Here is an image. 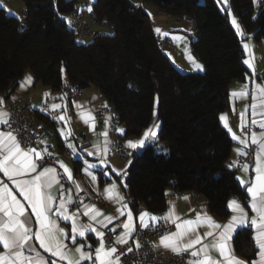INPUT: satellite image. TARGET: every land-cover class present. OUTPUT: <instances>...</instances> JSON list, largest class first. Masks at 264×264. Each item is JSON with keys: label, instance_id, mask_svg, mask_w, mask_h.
I'll use <instances>...</instances> for the list:
<instances>
[{"label": "trees", "instance_id": "16d2710c", "mask_svg": "<svg viewBox=\"0 0 264 264\" xmlns=\"http://www.w3.org/2000/svg\"><path fill=\"white\" fill-rule=\"evenodd\" d=\"M147 1L169 16L196 21L191 51L204 63L203 73L182 72L171 62L159 46L151 17L131 0H94L96 19L113 29L84 42H77L67 25L77 0H22L25 19L0 5V91L9 97L31 71L54 92L68 85L98 88L126 125L125 138L140 136L157 119V143L134 152L126 176L117 178L134 213L143 208L163 213L169 191L193 192L205 196L211 212L225 219L232 197L245 204L249 199L237 171L229 167L234 141L220 120L232 82L248 72L242 62L244 38L231 19L234 15L261 40L264 5L229 0L223 10L217 0ZM36 119L52 123L45 114ZM159 143L166 153L158 152ZM252 235L245 228L233 238L235 252L250 264L258 251Z\"/></svg>", "mask_w": 264, "mask_h": 264}, {"label": "snow or ice", "instance_id": "6c2138e0", "mask_svg": "<svg viewBox=\"0 0 264 264\" xmlns=\"http://www.w3.org/2000/svg\"><path fill=\"white\" fill-rule=\"evenodd\" d=\"M217 2L219 3L220 0ZM223 3L227 4V0H223ZM88 11L92 9L88 8ZM228 11L231 15L230 9ZM231 24L236 28L237 34L244 35L234 16ZM155 31L160 33L161 29L157 28ZM243 49L250 52V45L244 43ZM188 58L195 69L202 70L203 66L197 63L191 55ZM242 62L248 68L253 69V76H255L254 66L250 59H244ZM32 79L30 75L26 76L21 82V87L31 84ZM248 94V85L245 84L241 91H234L231 96L246 98ZM60 99L63 100L64 97L61 96ZM252 99L254 103L251 106V126L259 127L261 131L258 134L252 131L250 141L247 134L242 139L232 132L226 115H222L220 120L223 121V127L232 135V138L243 146L236 149L238 155L246 156L248 154L246 149L250 144L256 146L252 168L254 175L248 180L237 177L239 184L244 186V191L250 197L247 203L254 215L249 217L245 208L235 199L227 204L233 215L226 223L216 222L206 212H198L192 220H181L172 202H169V210L162 217L146 211L138 213L137 221L142 228H148L150 224L156 225L159 221L170 222L175 226L176 231L161 235L157 247H163L178 255L188 252L190 259L187 264H245L244 261L235 257L230 243L237 228L241 230L247 228L253 234L252 239L258 251L256 259L251 264H264V111L259 114L260 119H257L255 103L259 99L261 107L264 108V84L255 85ZM3 105L4 99L0 97V173L14 185L16 191L14 192L8 183L0 181V264H58V262L59 264H120L124 253L117 255V246L125 245L133 238L136 223L132 210L124 203V197L119 194L117 185L111 183L105 188L107 199L120 205L115 215H105L95 204L85 203L83 198L74 199L73 189H65L57 168L49 164L54 154L49 152L47 142L39 138L33 140L31 136L20 137L22 130L12 128L10 114L4 110ZM61 107L59 103H51L48 108L40 110L55 111ZM63 107L66 109L67 106L63 105ZM76 107L81 108L82 106L77 104ZM78 115L85 124L95 119L90 110L87 113L79 112ZM51 118L54 121L63 122L65 126L70 122L66 111ZM245 124L244 116L241 114L242 129ZM90 128L94 132L95 124L91 123ZM158 128L159 124H153L139 140L126 141V146L132 150H139L155 144ZM117 130L123 134V129ZM58 131L66 142L72 137L70 129L67 132L64 128ZM100 135L104 139L102 143L98 142L93 145L95 151L89 149H83V151L89 156L99 155L100 164L104 165V157L108 154L110 142L107 131ZM21 139L25 141L23 146ZM66 146L72 150L74 155H79L73 143H67ZM56 163L66 174L65 178L74 185L76 193L84 191L81 185L73 179L71 170L58 158ZM236 166L237 162L229 165V167ZM95 167V164H87V167L83 169L93 184L97 177L91 169ZM240 167L245 174L249 172L248 163ZM123 172L124 170H119L118 174H123ZM18 196L26 202L27 208L25 203L17 198ZM81 217H87V222H83ZM121 217H126V219L109 229V232L115 235L112 244L106 247L104 229H108L110 224ZM61 223H64L65 227H61ZM201 227L205 229L203 235L198 231ZM117 228L121 229L118 234ZM89 235L98 241L96 247L87 243ZM208 237L212 238L211 241L204 243ZM78 238L85 240V243L77 245ZM69 243L75 245L74 249L69 248ZM135 246L139 249L138 241ZM86 248L87 251H85ZM41 250L48 255L42 254ZM132 250L128 248L127 252ZM213 251L218 253V256H212Z\"/></svg>", "mask_w": 264, "mask_h": 264}, {"label": "crops", "instance_id": "0c3cea01", "mask_svg": "<svg viewBox=\"0 0 264 264\" xmlns=\"http://www.w3.org/2000/svg\"><path fill=\"white\" fill-rule=\"evenodd\" d=\"M131 1L136 5L141 6L149 14L155 29L157 28L161 29L160 33L156 32L159 41L160 40L166 41V44L161 46V49L163 50L164 53L167 54L171 62L179 70H181L182 72H202L204 70L205 68L204 63L201 60H199V58L195 56L191 51V42L198 36L197 24H193L191 20L186 18L169 16L163 13L156 5L149 3L147 0H131ZM229 3L230 1L228 0V5L225 6L228 7ZM0 5L5 7L10 14L16 16L20 14L22 15L23 19H25L26 9L22 0H0ZM233 16L234 15H232V17ZM92 25L93 28L96 30L102 29L99 25L95 23H92ZM241 37L244 38V43L250 45V52L245 51L246 54L245 59H250V61L253 63L255 76H253V69H250L248 68L247 65H245L248 70L247 76L244 79H237L232 82L230 87L229 106L227 110L221 114V116L222 115L227 116L228 124L231 127L233 133H235L237 136H240L242 139L245 137V134H247L250 141V135L252 131H255L257 134L261 131L259 127L254 128L251 126V119H252L251 106L254 103L252 99V94L255 90V85L264 84V37L261 40H256L252 34L248 33L245 30H244V35H242ZM189 55H191L197 63L203 66L202 70L195 69L193 67L192 62L188 58ZM28 75H30L33 78L32 83L29 85H25L24 87H21V82H23L25 80V77ZM245 84L248 85V93H249L246 98H234L231 96L232 92L241 91L245 86ZM45 94H50V95H45ZM61 96L64 97L63 100L60 99ZM0 97L4 99L3 108L7 112H8L7 105L10 102H19L22 98H29L30 102L26 103L25 107L35 116V118L36 115L39 113L45 114L48 118H50V120L52 121L51 125H47L45 119H36V120L41 125L51 127L54 133V138L52 140H45L49 145V147L50 146L53 147L52 150H49L48 148L49 152H52L54 154V162L51 163L50 166L57 168V171L60 175L61 183H63L65 189L67 188L73 189L72 195L74 199H76L77 196L81 195L85 203L95 204V206L98 209H101L105 215H115L116 209L120 205L109 201L105 193V188L108 187L111 183H115L118 187L119 194L124 197V203H126L128 207L132 210L134 222L136 223L135 233L133 235V238L130 239L128 243L136 245V241H138L139 245H141L142 241L139 239L138 234L139 232L143 231L145 234V241L155 251L159 253H169V254L173 253L172 251L164 249L163 247L158 248L157 244L162 234L176 231L175 226L173 225V228L171 230L161 234L150 231V228L156 226L160 221L156 225L150 224L148 228H142L137 221L138 215L134 213L131 207L130 199L126 197L122 188V184L117 179L118 177L123 178L124 176H126L128 169L131 165L129 164V160H131V163L133 161V153L134 152L141 153L146 148L145 147L144 149H139V150L129 149L126 146V141L139 140L142 137V134L153 124H159V128L157 130V140H158V135L161 130L160 121H158L157 119L153 121V123L147 129H145V131L140 136H131L126 138L124 137L126 125L123 123L116 128L107 127L105 129H98L96 124L95 113L98 110L110 107L108 100L103 96V94L99 91L98 88L90 87L87 89L84 95H80V96H74L72 94V88L70 85L67 86L65 91L54 92L49 87L43 85L41 82H37L35 75L31 71H27L24 74L23 78L19 82L15 91L9 97H6V95L1 93V91H0ZM13 97H15V99H13ZM51 103H59L62 105V107L61 109L55 111H52L50 109L47 112L40 110L41 108H48V106ZM255 103H256V112L258 114L257 119H260L259 114L262 111H264V108L261 107L259 99H257ZM77 104H80L82 107L77 108L76 107ZM63 105L67 106L66 109L63 107ZM89 110L91 111V115L94 116L95 119L94 121H90L89 124H85L83 120L80 119L78 113L79 112L87 113ZM65 111L67 113V117L70 118V122L67 126H65L63 122H57L51 118L53 116H59ZM241 114H243L244 120L246 122L243 129L241 128ZM91 123L95 124L94 132L90 128ZM221 123L223 125V121H221ZM61 128H64L65 132H67L68 129L71 130L72 137L67 142L63 139V137L60 135L58 131V129ZM117 129H123L124 130L123 134H121V132H119ZM104 131H107L108 140L110 143L108 146L109 147L108 154L104 157L105 164L102 165L100 164L99 155L89 156L87 155L86 152L83 151V149H89L95 151L93 145L98 142L102 143L104 137L100 134ZM230 136L232 137L231 134ZM233 141H234V146L232 149L229 164L231 165L233 164V162H237V166L233 167L237 171V177L244 180H248L250 177L254 175L252 171V168L254 166V160L252 163L249 164V172L245 174L242 168L239 166V160L244 155H238L236 151L237 148L243 146L240 145L238 141H236L235 139H233ZM67 143H73L79 155H74L72 150L66 146ZM118 144L123 150L122 155L119 153V149L117 148ZM253 146L255 145L250 144V146L246 149V151L252 148ZM158 147H160V143L157 144L156 148ZM129 153H131V155H129ZM162 153H166V148H163ZM57 158L59 161H62L63 164H65L71 170L73 179L81 185V188H83L84 191L76 193L74 185L65 178L66 174L63 173V170L60 169L59 164L56 163ZM87 164L96 165L95 168L91 169L93 174H95L97 177L95 184H93L90 177L83 171V169L87 167ZM119 170H124L123 174H118ZM101 176H104L106 180L105 183H101ZM0 181H3L4 183H8L9 187L13 188L14 192L16 191L14 185H12L11 182H9L7 178L3 176L2 173H0ZM172 193L173 191L168 192V199L169 202H172L175 205L176 213L181 217V220H192L197 216L198 212L200 213L206 212L216 222L226 223L233 215L232 211L229 209L230 210L229 216L225 219L220 218L219 216L211 212L208 205V200L203 195H198L193 192H182V193H177L176 196H172ZM185 197H187L188 199L187 200L184 199ZM17 198L21 199L22 203H25L26 208L28 207L26 202H24L21 197L18 196ZM233 199L237 200L241 204V206L245 208V210L249 214V217L254 215V213L250 210L248 203L245 204L241 199L237 197H232L229 201ZM169 207L170 204L167 210L163 213L151 212L146 208H143L141 211H146L157 217H162L168 212ZM124 219H126V217H121L115 220L113 224H110L108 226V229H104V232L114 227L115 225L120 224ZM81 220L83 222H87V217H81ZM168 224L171 223L169 222ZM60 226L65 227L64 223H61ZM239 230L240 228H237L236 232L232 236V239L230 241L231 247L236 258H238L241 261H244L245 264H250L245 258L238 255L233 248V238ZM198 231L200 232L201 235H203L205 229L201 227L198 229ZM211 239H212L211 237L206 238L204 240V243L210 242ZM76 243L77 245L82 244L85 243V240L78 238ZM87 243L91 244L93 247H96L98 241L92 235H89L87 238ZM74 247L75 245L69 243V248L74 249ZM197 247H199V245H197ZM85 251H87V248L85 249ZM41 252L45 256L48 255L46 253H43V250H41ZM211 255L216 257L218 256V253L213 251ZM120 264H123L122 260L120 261Z\"/></svg>", "mask_w": 264, "mask_h": 264}, {"label": "built area", "instance_id": "2783aa9c", "mask_svg": "<svg viewBox=\"0 0 264 264\" xmlns=\"http://www.w3.org/2000/svg\"><path fill=\"white\" fill-rule=\"evenodd\" d=\"M76 7L69 12L67 15V25L68 28L72 31L74 38L77 42H84L92 40L97 34H105L106 30H112L113 26L106 21L99 22L96 19L94 12V1L93 0H77ZM256 6L262 7L264 5V0H256ZM88 8H91L92 11H88ZM191 20L193 24H196V21L189 16H181ZM92 23L99 25L102 29L96 30L93 28ZM159 46L166 44V41H158ZM87 89L80 88L77 85L72 87V94L74 96L84 95ZM30 102L29 98H22L19 102H10L7 105L8 113L10 114V123L12 128L21 129L20 137H29L33 140L39 138L42 140H52L54 138V133L49 126L41 125L37 122L35 116L25 107V104ZM96 124L98 129H105L107 127L116 128L122 124L120 117L115 113L113 107L104 108L98 110L95 113ZM110 117V119H108ZM107 121V123H106ZM19 138V137H18ZM25 143L24 139H21V144ZM119 153L122 155L123 150L117 145ZM53 147L50 146L49 150H52ZM256 147L253 146L247 150V155L242 156L239 160V166L244 163H252L254 160V153ZM54 162V157L49 161V164ZM176 192L173 191L172 196H176ZM82 198L81 195L77 196ZM76 197V199H77ZM173 228L172 224L164 223L160 221L156 226L150 228L151 232L154 233H164ZM121 229H117V234ZM113 233H110L109 230L105 231L104 243L106 247L112 244L114 239ZM139 239L142 241L139 249L131 243L125 245L117 246V255L124 253L121 256L123 264H187V261L190 259L188 252L183 254H174V253H159L155 251L146 241L145 234L143 231L138 234ZM128 248H132L131 252H127Z\"/></svg>", "mask_w": 264, "mask_h": 264}, {"label": "rangeland", "instance_id": "374dc122", "mask_svg": "<svg viewBox=\"0 0 264 264\" xmlns=\"http://www.w3.org/2000/svg\"><path fill=\"white\" fill-rule=\"evenodd\" d=\"M219 4H220V7L224 10V9H226V6L225 5H228V0H227V4H224L223 3V0H220ZM18 17H20L21 19H23L22 15H20V14H18ZM236 20H237V18H236ZM237 22L240 24V22L238 20H237ZM240 26H241V24H240ZM241 29H242V31L244 33V29H243L242 26H241ZM106 31H109V30L107 29ZM204 71H205V68H204V70L202 72H197V73H203ZM65 78H66V80H68L67 75H65ZM163 148H166V146L164 144L160 143V147L157 148L158 152L162 153Z\"/></svg>", "mask_w": 264, "mask_h": 264}]
</instances>
